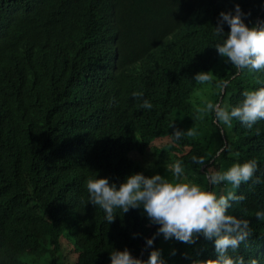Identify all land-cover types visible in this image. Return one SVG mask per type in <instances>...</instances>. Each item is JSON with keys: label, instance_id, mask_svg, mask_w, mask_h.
I'll return each instance as SVG.
<instances>
[{"label": "trees", "instance_id": "1", "mask_svg": "<svg viewBox=\"0 0 264 264\" xmlns=\"http://www.w3.org/2000/svg\"><path fill=\"white\" fill-rule=\"evenodd\" d=\"M28 1L0 0V48L13 46L14 24ZM153 2L46 0L41 19L17 27L30 35L31 64L49 83L31 72L21 88L15 69L0 74V176L15 208L8 223L0 221V264H63L62 258L70 264H111L114 249L127 248L143 260L159 249L162 235L146 247L159 226L140 209L124 214L116 209L114 222L107 223L104 210L88 202L90 178L107 177L119 187L129 175H162L180 161L181 179L211 189L204 173L209 164L220 170L222 164L255 159L256 176L264 180V120L249 129L238 120L228 128L214 112L195 118L208 102L230 110L243 101L245 90L264 87V73L239 70L218 54L215 46L223 38L214 35L220 13L234 14L237 4L246 24L264 23V0ZM194 3L201 13L190 10ZM223 29L226 36L230 27L225 23ZM115 50L147 56L149 69H158L162 81L130 85L111 109L102 85ZM201 71H210L211 81H195ZM144 99L151 109L141 107ZM176 129L185 133L178 140ZM189 129L195 137L186 135ZM193 156H206L209 164L201 167ZM237 194L246 199L229 213L249 220L253 235L247 247L229 254L244 256L246 264L251 258L264 264V221L255 216L264 210V183L241 184ZM63 235L72 244L70 256ZM161 253L165 264H204L217 257L214 239L203 236L191 245L165 240Z\"/></svg>", "mask_w": 264, "mask_h": 264}, {"label": "clouds", "instance_id": "2", "mask_svg": "<svg viewBox=\"0 0 264 264\" xmlns=\"http://www.w3.org/2000/svg\"><path fill=\"white\" fill-rule=\"evenodd\" d=\"M46 4V0L28 1L23 16L14 24L16 36L13 46L0 48V74L15 69V79L21 88L23 81L31 72L38 74L49 83L43 73L31 64L34 49L30 35L17 28L19 25L41 19L47 10ZM198 6V3L191 4L190 10L201 13L203 9H198ZM245 16L239 4L235 6L234 14L220 13L214 27V35L223 39L215 48L218 54L226 58L233 67L242 71L247 69L251 73H264V23L249 26L245 23ZM225 23L230 27L226 36L223 29ZM164 55L165 53H161L158 58L162 59ZM108 69L111 73L107 75L102 86L110 95L107 101L111 109L130 85L148 82L154 78L162 81L159 70H150L147 56L143 55L130 56L116 53L115 50V57ZM209 72L196 73L195 81L200 84L211 81L212 76ZM259 82L257 80V83ZM132 95L140 98L143 93L133 92ZM242 95L243 101L230 110L227 106L222 107L208 102L204 109H197L195 118L201 119L202 112H214L216 121L228 128L232 127L233 120H238L251 129L258 121L264 120V87L245 90ZM141 107L151 109L153 105L144 99ZM172 134L178 140L185 133L176 129ZM259 134L260 130L257 129V135ZM186 135L195 137L196 132L189 129ZM222 152L223 149L217 152L216 158ZM233 155L238 157L239 153ZM207 156H211V153ZM192 161L201 167L208 163L206 156H193ZM258 167L255 159L233 163L226 170H217L209 164L204 173L208 185L212 186L211 189L181 179L185 176V167L180 161L167 168L173 177L171 180L160 174L147 177L143 173H134L117 187L114 183L110 184L107 177L90 178L86 183L89 193L88 202L104 210L108 224L114 222L117 216L116 209L122 210L124 214L130 209H139L142 206L150 223L159 226L153 236L146 239V247H152L158 235H162L165 240L175 239L189 245L203 236L205 240L214 239L217 254L216 259L204 261V264H246L244 256H233L229 252L231 250L232 253H236L242 244L247 247V241L253 235V230L249 220L230 214L229 209L246 199L243 194H237L241 184L249 181L254 184L264 183V180L256 176ZM221 186H224L225 190H212L220 189ZM8 194L7 185L0 176L2 223H8L9 211L15 210L8 201ZM255 216L258 220L264 221V210L256 211ZM110 258L111 264H165L161 250L157 248L152 249L147 260L134 257L127 248L114 249L110 253ZM247 264H258V260L251 258Z\"/></svg>", "mask_w": 264, "mask_h": 264}, {"label": "rangeland", "instance_id": "3", "mask_svg": "<svg viewBox=\"0 0 264 264\" xmlns=\"http://www.w3.org/2000/svg\"><path fill=\"white\" fill-rule=\"evenodd\" d=\"M226 130H227V127H226ZM227 169V167L224 165L223 166V164H222V167H221V169L220 170H226ZM161 176H164L165 178H167V179H169V180H171V173L168 171V169L167 170H165L163 173H162V175ZM228 187H230V186H228ZM140 210H141V212L143 211V207L141 206L140 208H139ZM144 212V211H143ZM63 243H64V248H65V255L66 254H68L69 253V256H70V251H71V247L70 246H72V244H71V242L67 239V236L66 235H63ZM164 243H165V239L163 238V241H162V243H161V246H160V250H162V248H163V246H164ZM62 261H63V264H70V261L67 259V258H65V260H63V258H62ZM73 263H74V260H73ZM72 263V264H73Z\"/></svg>", "mask_w": 264, "mask_h": 264}, {"label": "bare ground", "instance_id": "4", "mask_svg": "<svg viewBox=\"0 0 264 264\" xmlns=\"http://www.w3.org/2000/svg\"><path fill=\"white\" fill-rule=\"evenodd\" d=\"M158 64V63H157ZM168 74V73H167Z\"/></svg>", "mask_w": 264, "mask_h": 264}]
</instances>
